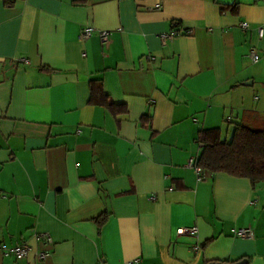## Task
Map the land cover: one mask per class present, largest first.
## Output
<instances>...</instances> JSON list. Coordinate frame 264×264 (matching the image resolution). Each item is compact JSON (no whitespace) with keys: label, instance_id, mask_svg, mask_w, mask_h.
I'll list each match as a JSON object with an SVG mask.
<instances>
[{"label":"crops","instance_id":"obj_1","mask_svg":"<svg viewBox=\"0 0 264 264\" xmlns=\"http://www.w3.org/2000/svg\"><path fill=\"white\" fill-rule=\"evenodd\" d=\"M251 115L264 0H0V264H264V184L187 167Z\"/></svg>","mask_w":264,"mask_h":264},{"label":"trees","instance_id":"obj_2","mask_svg":"<svg viewBox=\"0 0 264 264\" xmlns=\"http://www.w3.org/2000/svg\"><path fill=\"white\" fill-rule=\"evenodd\" d=\"M251 116L252 124L245 121L237 123L229 140H222L218 129L199 133L201 152L197 165L203 172L247 178L252 185L264 184V120L257 115ZM107 219V213L94 219L98 230Z\"/></svg>","mask_w":264,"mask_h":264},{"label":"built area","instance_id":"obj_3","mask_svg":"<svg viewBox=\"0 0 264 264\" xmlns=\"http://www.w3.org/2000/svg\"><path fill=\"white\" fill-rule=\"evenodd\" d=\"M155 8L159 9L160 6L157 5ZM240 27L241 29L246 30L248 29L249 25L245 22H242L240 23ZM261 32H262L261 29H259V35H261ZM93 33H95L94 28L90 26L83 27L78 34V41L80 42L88 41L90 37L93 35ZM187 33L188 32H185L183 34L185 35ZM177 35H178V32L176 31H172L168 33L167 35H162V41L171 39ZM108 36H109V33L107 31L98 32V38L100 42L104 45L108 41ZM247 58L250 60L252 64H255L259 61L260 56L254 49H251L247 54ZM20 62H26V61L24 59H21ZM200 150H201V145H200ZM197 160H198L197 158L191 157L187 162V167L193 169L194 172L198 175V179L202 180V178L199 177L202 171H201V168L197 165ZM177 234L186 235L189 237H195L197 234V229L195 227L184 228V229L182 228V229L177 230ZM235 234L238 237H241L244 239H249L252 237V232L250 229H240V230L235 231ZM33 238L43 247H49L52 244V240L48 232L36 233L34 234ZM0 251L5 256L10 255L16 258L17 260H21L28 256L29 252L31 251V248L29 247L27 243H21L13 247L0 246ZM47 255H48V252L46 250H40L39 252L36 253V258L39 262H41L45 260ZM138 263H139V259H134L133 261H129L125 264H138Z\"/></svg>","mask_w":264,"mask_h":264},{"label":"rangeland","instance_id":"obj_4","mask_svg":"<svg viewBox=\"0 0 264 264\" xmlns=\"http://www.w3.org/2000/svg\"><path fill=\"white\" fill-rule=\"evenodd\" d=\"M220 130H221L222 140H229L231 138L232 130H233L232 125L225 123L224 127L221 128Z\"/></svg>","mask_w":264,"mask_h":264},{"label":"water","instance_id":"obj_5","mask_svg":"<svg viewBox=\"0 0 264 264\" xmlns=\"http://www.w3.org/2000/svg\"><path fill=\"white\" fill-rule=\"evenodd\" d=\"M211 264H247L246 260H241L237 263H211Z\"/></svg>","mask_w":264,"mask_h":264}]
</instances>
